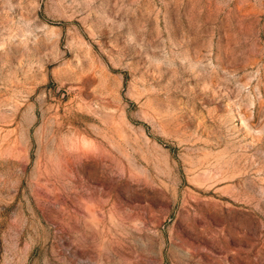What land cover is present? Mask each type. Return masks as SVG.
<instances>
[{
	"label": "rangeland",
	"instance_id": "rangeland-1",
	"mask_svg": "<svg viewBox=\"0 0 264 264\" xmlns=\"http://www.w3.org/2000/svg\"><path fill=\"white\" fill-rule=\"evenodd\" d=\"M0 264H264V0H0Z\"/></svg>",
	"mask_w": 264,
	"mask_h": 264
}]
</instances>
